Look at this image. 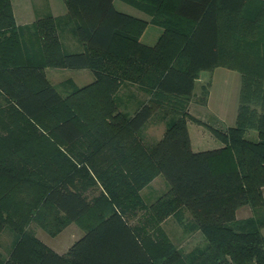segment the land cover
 Returning a JSON list of instances; mask_svg holds the SVG:
<instances>
[{
	"label": "trees",
	"instance_id": "16d2710c",
	"mask_svg": "<svg viewBox=\"0 0 264 264\" xmlns=\"http://www.w3.org/2000/svg\"><path fill=\"white\" fill-rule=\"evenodd\" d=\"M114 1L64 0L85 48L64 52L60 63L95 68L105 66L101 61L107 58L119 68L134 61L150 66L140 78L151 97L132 114L114 104L106 112L112 122L106 120L108 127L101 129V138L113 140L117 155L134 158L127 165L133 173H113L112 185L106 179L113 189L112 198L101 199L107 209L65 254L46 246L26 227L35 222L55 236L68 222L91 212V200L70 183L72 173L43 180L46 191L27 202L6 204L0 198V225L8 218L18 233L9 259L0 252V264H264V47L243 44L246 35L241 31L250 30L249 37L262 31V12L249 5L250 0H149L154 3L151 22L163 32L156 44L148 45L141 41L147 21L118 10ZM246 11L252 13L250 23L243 21ZM15 27L12 1L0 0V114L26 121L64 105L65 99L39 67L43 62L31 66L19 61L26 47L18 43H24L25 34L37 36L35 45L48 51L47 59L61 46L47 21L39 19L12 31ZM169 44L176 47L170 51L172 61L164 65L160 52ZM34 50L39 49L32 48L31 54ZM218 66L242 73L237 121L226 130L212 128L222 147L194 150L188 119L196 118L189 103L200 73ZM204 93L207 97L209 90ZM258 98L259 114L253 107ZM156 110L175 118L156 143L144 148L140 142L137 154L133 143ZM74 113L53 125L57 140L66 147L88 133ZM250 129L257 130V139L246 135ZM154 170L165 176L169 190L148 205L140 190L158 174ZM243 206H250V216L238 217ZM139 211L143 212L136 218ZM169 217L195 225L203 243L185 251L165 230Z\"/></svg>",
	"mask_w": 264,
	"mask_h": 264
},
{
	"label": "rangeland",
	"instance_id": "374dc122",
	"mask_svg": "<svg viewBox=\"0 0 264 264\" xmlns=\"http://www.w3.org/2000/svg\"><path fill=\"white\" fill-rule=\"evenodd\" d=\"M64 3L63 0H34L33 2V7L41 13L35 21L39 19L47 21L51 28H54L60 40L61 48L51 51L55 53L52 59L48 57L51 63H46L50 62L46 57L48 51L42 49L41 45L36 47L39 44L34 37L37 36L28 34L26 36L25 34L24 43H18V46L26 47V51L19 52V61L31 64V66L43 62L39 67L63 95L64 105L37 119L26 121H22L18 116L8 119L7 116L2 115L3 113L0 114V171L4 170V173L12 174L9 176L0 172V198L3 199V203L10 200L27 202L32 196L43 195L46 191L45 186L42 185L43 180L55 178L57 173H72L69 178L71 185L81 190L94 205L91 212L77 222H68L55 236L50 235L35 222L26 227V229H33L42 243L60 254H65L70 246L85 234L87 228L101 219L100 212L107 209L106 203L101 199L103 196L112 198L113 193V189L111 192L107 187L106 179L108 178L112 185L113 173H133L131 165L134 158L127 153L123 156L117 155L113 140L101 138V129L105 130L108 127L105 121L112 122L111 116H108L106 112L115 104L118 109L132 114L151 97V93L143 88L140 78L148 68L150 70L146 62H124L123 68H119V65L107 58L101 61L105 66L95 68H69L60 63L64 52L79 51L85 48L76 34L77 21L69 17ZM114 4L118 10L151 22L150 11L154 5L152 1L115 0ZM249 5L256 6L257 11L262 12L264 17V0H250ZM251 15V12L246 11L242 16L243 21L250 23ZM15 21L18 27L12 28V31L35 22L19 24L16 17ZM150 22L141 40L145 44L154 45L162 34L163 27ZM261 30L253 33V37H249L247 35L252 32L242 29V33L246 35L243 44H254L263 50L264 29L261 28ZM175 47L169 44L160 52V56L163 53L164 65L172 61L170 51ZM32 48L39 50L36 52L34 50L35 53L31 54ZM123 52L126 53V51ZM222 71L218 70L212 76L210 71H203L200 79L196 81L195 94L189 103V111L196 119H188L194 150H205L218 146L221 140L214 134L212 128L226 130L236 124L241 103L243 76L235 68L229 70L228 73ZM30 79L33 77L31 76ZM205 89L209 90L207 97H205ZM253 107L259 114L261 111L260 98L256 100ZM71 111L75 112L74 117L88 133L85 139L76 145L66 147L57 140L53 125L64 116L71 114ZM174 118L173 115H166L163 111L156 110L138 134V141L133 143V149H137V154L140 153V142L145 146L144 148L156 143L165 134ZM246 135L254 139L258 138L255 129L248 130ZM143 161L146 163L145 157ZM71 162L74 166H71ZM130 162H132L131 165L127 167ZM153 173L158 174L140 190L142 199L148 205L154 203L169 190V183L165 176L161 172ZM142 212H137L135 217L140 216ZM186 216L189 217L188 213ZM5 219L4 225H0V252L7 260L15 246L18 233L10 225L8 218ZM135 221V218L132 219V222ZM163 225L171 238L185 251H190L197 243H203L195 225H183L175 217H169Z\"/></svg>",
	"mask_w": 264,
	"mask_h": 264
},
{
	"label": "crops",
	"instance_id": "0c3cea01",
	"mask_svg": "<svg viewBox=\"0 0 264 264\" xmlns=\"http://www.w3.org/2000/svg\"><path fill=\"white\" fill-rule=\"evenodd\" d=\"M12 1V6H13V11H14V15L16 17V20L19 24H27V23H30V22H33L35 21L36 17H39L38 15H41V13H38L39 10L38 9H35L33 7V2L34 0H11ZM64 1V0H63ZM65 4V3H64ZM66 5V4H65ZM67 7V6H66ZM68 9V8H67ZM32 19V20H30ZM150 22V21H149ZM149 22H147L149 24ZM152 23V22H150ZM148 24H147V27H148ZM154 24V23H153ZM146 27V28H147ZM145 28V30H146ZM144 30V31H145ZM144 33V32H143ZM142 33V34H143ZM142 36V35H141ZM142 41V40H141ZM220 71V70H223L222 72H226L228 73L229 70H233L232 68H229V67H226V66H218L216 68H214L213 70H204V71H210L211 72V76L214 74V73H217V71ZM203 73V71L200 73L199 77L196 79V81L198 79H200L201 77V74ZM209 79V78H208ZM212 80V79H211ZM195 86H196V83H195ZM241 89H242V84H241ZM195 91V89H194ZM195 94V93H194ZM193 94V95H194ZM210 95H211V92H210ZM209 102H210V96H209ZM208 102V105L210 106V103ZM240 107V105H239ZM190 110V109H189ZM190 113H192L190 111ZM237 121V119H236ZM191 135V134H190ZM192 141V139H191ZM223 146V143L221 142V144H219L218 146L216 147H213V148H220ZM212 149V148H210ZM252 214V210L249 206H243L241 207L239 210H238V217H247V216H250ZM199 232V231H198ZM262 232H263V228H262ZM264 233V232H263ZM195 235V234H194ZM199 235L201 236L202 238V241H203V236L202 234L199 232ZM201 243V242H200ZM199 244V243H197ZM195 244V246L197 245Z\"/></svg>",
	"mask_w": 264,
	"mask_h": 264
}]
</instances>
